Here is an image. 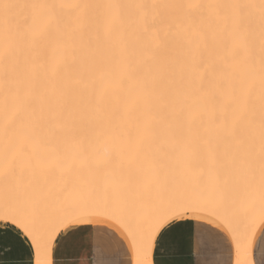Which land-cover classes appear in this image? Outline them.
<instances>
[{
    "label": "snow or ice",
    "instance_id": "obj_1",
    "mask_svg": "<svg viewBox=\"0 0 264 264\" xmlns=\"http://www.w3.org/2000/svg\"><path fill=\"white\" fill-rule=\"evenodd\" d=\"M0 225L27 264L61 245L95 257L71 264H158L185 233L208 253L224 233L248 264L264 0H0Z\"/></svg>",
    "mask_w": 264,
    "mask_h": 264
},
{
    "label": "crops",
    "instance_id": "obj_2",
    "mask_svg": "<svg viewBox=\"0 0 264 264\" xmlns=\"http://www.w3.org/2000/svg\"><path fill=\"white\" fill-rule=\"evenodd\" d=\"M179 231V230H177ZM225 235V242L214 252L208 253L198 251L194 246L188 243V236L185 233L178 236L174 247L168 254H162L157 251L152 254L151 258L158 261V264H235L234 247L230 244L228 237ZM0 235L3 239L0 244L3 245L4 251L0 253V258L8 261L12 256L16 257L17 264H27L29 244L23 236L17 235L10 228L0 225ZM110 259H119L124 257H108ZM53 259L57 264H71V261H91L95 259L94 255L77 252L71 248H65L61 245L58 252H55ZM251 264H264V228L257 233L251 250Z\"/></svg>",
    "mask_w": 264,
    "mask_h": 264
},
{
    "label": "bare ground",
    "instance_id": "obj_3",
    "mask_svg": "<svg viewBox=\"0 0 264 264\" xmlns=\"http://www.w3.org/2000/svg\"><path fill=\"white\" fill-rule=\"evenodd\" d=\"M21 2H31V0H21ZM22 16H23L22 13L17 14V19L20 20V21H22ZM232 227L234 229L239 230V231H243L244 224L240 220H233ZM260 229H261V227L258 226L255 229L254 233L250 234L249 244H248V251H247V256H246V259H247L248 264H251L252 244H253L254 239H255V237H256V235H257V233L259 232ZM234 252H235V264H236V261L237 260H243V259H245V256L243 255V253H238L235 248H234Z\"/></svg>",
    "mask_w": 264,
    "mask_h": 264
}]
</instances>
